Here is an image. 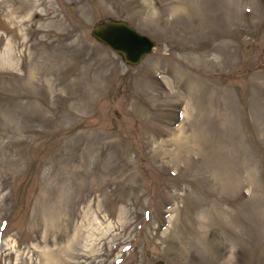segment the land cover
Instances as JSON below:
<instances>
[{
  "label": "rangeland",
  "instance_id": "rangeland-1",
  "mask_svg": "<svg viewBox=\"0 0 264 264\" xmlns=\"http://www.w3.org/2000/svg\"><path fill=\"white\" fill-rule=\"evenodd\" d=\"M157 259L264 264V0H0V264Z\"/></svg>",
  "mask_w": 264,
  "mask_h": 264
},
{
  "label": "water",
  "instance_id": "water-1",
  "mask_svg": "<svg viewBox=\"0 0 264 264\" xmlns=\"http://www.w3.org/2000/svg\"><path fill=\"white\" fill-rule=\"evenodd\" d=\"M91 33L94 38L116 51L129 65L140 62L155 45L152 37L140 32L124 19H98L93 24ZM155 264H165V262L163 259H157Z\"/></svg>",
  "mask_w": 264,
  "mask_h": 264
}]
</instances>
